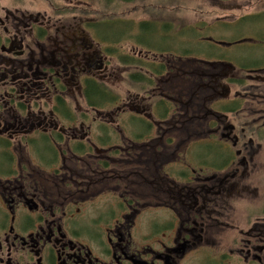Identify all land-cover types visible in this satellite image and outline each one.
Returning <instances> with one entry per match:
<instances>
[{
  "label": "flooded vegetation",
  "instance_id": "flooded-vegetation-1",
  "mask_svg": "<svg viewBox=\"0 0 264 264\" xmlns=\"http://www.w3.org/2000/svg\"><path fill=\"white\" fill-rule=\"evenodd\" d=\"M32 1L0 0V264H264V172L210 166L164 172L160 161L164 127L205 129L202 138L188 141V154L196 141L215 143L219 136L255 155L261 143L254 147L252 138L245 143L242 136L245 128L260 134L264 119L233 124L228 115L239 110L244 96L260 98L264 90L231 95L205 69L198 73L203 82L180 99L175 73L194 70L179 66L168 72L163 61L149 69L139 53L140 64L127 65L133 68L128 75L139 71L144 94L125 105L115 99L88 105V86H107L117 55L86 17L47 15V0L42 11ZM68 17L72 22L63 24ZM248 72L264 74V63ZM222 75L234 84L236 73ZM125 106L146 132L134 131L127 121L125 130L137 140H120L149 151L157 159L154 172L91 167L92 160L105 167L118 152L115 118L127 112ZM68 161L86 167L72 168ZM240 164L247 169L245 156ZM253 176L257 184L251 185ZM247 194L254 200L242 204Z\"/></svg>",
  "mask_w": 264,
  "mask_h": 264
},
{
  "label": "rangeland",
  "instance_id": "rangeland-1",
  "mask_svg": "<svg viewBox=\"0 0 264 264\" xmlns=\"http://www.w3.org/2000/svg\"><path fill=\"white\" fill-rule=\"evenodd\" d=\"M31 3H33L35 11H42L44 8L42 0H33ZM82 6L89 8V13L95 11L93 17L88 15V18H86L89 21L94 20L96 22L105 15H103L105 8L98 0H47V15H76L75 9L80 8L79 10H83ZM64 9H70L71 11H65ZM108 11L122 18V20L128 21L126 22L127 25L138 26L140 22H152L150 25L145 26V31L141 36L142 46L132 37H128L111 46L113 49H117L116 52L127 55L131 62L135 59L138 60L139 53H141V55L147 57L149 69H151L149 67L151 62L163 61L170 67L168 72L179 66L188 68L190 71L194 70L192 74L196 75L198 79L193 78L190 80L187 79L186 74H182L184 75L182 76L180 73H175L174 92L179 94L180 99L192 87L188 85V81L197 84L203 82L198 73L205 71V69L206 72L212 74L213 81L217 79L219 90L222 89V86H224L223 88H229L231 95L234 90L248 88H261L264 90V83L260 82L257 77V75H261L259 78H262L264 74L250 73L246 68H243V71L240 68L243 64L244 67H247L248 65L258 66L264 63V0H117L113 1ZM55 12H61V14H55ZM113 19L103 18L102 21L116 25L118 22L116 18ZM71 22L70 17L62 19L63 24H70ZM223 24L229 25L224 26ZM116 31L117 26L114 27L112 38L114 40L117 39ZM182 54L189 55L183 57L194 59L178 58L182 57ZM195 59L219 63L226 61L236 69L228 67L223 69L220 64H214L210 67L201 64L196 65L197 61ZM111 61L109 69L111 68L114 71L111 72L112 78L105 81L107 84L105 87L110 91V95L115 96L117 104L125 105L129 99L141 97L144 92L140 88L139 80H133L128 75L129 70L133 68L128 67L127 64H122L117 58ZM201 63L203 64V62ZM171 64L173 65L171 66ZM217 71L220 76L214 77L213 74ZM232 71L236 73V83L227 84L221 80L223 73L231 75L234 74ZM251 95L244 96L245 102L241 107H237L239 110L233 115H228V120L231 123L236 124L239 122L241 124L242 122H254V120L260 118H262L261 120L264 119V92L262 91L260 98L259 95L255 98ZM109 102H113L111 96L107 98L104 105ZM78 105L81 109H86L83 100L79 99ZM128 109L125 106V111ZM130 115L128 111L125 114L116 113V123L120 124L116 127L118 134L115 148L118 152L112 156V160L107 161L105 167L101 164L99 166L97 161L89 160L92 163L91 167L114 168L115 172H139L140 170L141 172H154L157 167V159L152 158L149 151H143L139 145L133 146L127 141L120 140V136L127 140H137L134 132L125 130V127L128 129V124L135 128L134 131L146 132L141 127L138 128L140 118H131ZM259 124V122L256 123V125ZM166 130L170 129L166 127L162 129L165 149L160 159V161H163L162 169L164 172L187 171L191 168L197 170L199 167L203 169L205 166L207 168L210 166L221 172H252L255 175L258 172H264V135L260 136L257 129H253V133L250 128H245L244 136H242V141L245 143L248 138H252L254 147H256L255 144L258 141L261 143V148L258 151L250 146L249 149L257 151L255 155L253 154L254 156L252 155L253 158L251 153L254 152H248L243 144L230 147V143L220 142L219 136L213 139L215 143L203 140L196 141L192 152L188 154V141H195L197 138L190 137L187 139L188 137H185L182 133L170 134ZM201 130L204 131L205 129ZM237 131L239 129L235 130V132ZM167 138H170L171 141L167 142ZM110 150L113 151L114 148L111 147ZM144 152L148 154L145 155ZM242 156H245L248 163L246 170H242L243 166L240 164ZM67 164L72 168L86 167L82 162L76 161H68ZM248 181L251 185L257 184L255 176L250 177ZM253 200V197L247 194L244 196L242 204L253 202Z\"/></svg>",
  "mask_w": 264,
  "mask_h": 264
},
{
  "label": "trees",
  "instance_id": "trees-1",
  "mask_svg": "<svg viewBox=\"0 0 264 264\" xmlns=\"http://www.w3.org/2000/svg\"><path fill=\"white\" fill-rule=\"evenodd\" d=\"M90 1H93V0H90ZM98 1L101 3L102 7L105 8L103 10V15L104 14L105 15L104 16L102 15L103 17L101 19H99L98 21H96V22L94 20L89 21L88 25L91 26V27L93 26V27L97 28L96 29L97 30L96 34H97L98 38L100 39V41L105 42V43H107V44L112 46V45H116V43H119L124 38L132 37V39H134L139 45L142 46L143 42H142L141 36H142L143 32L145 31V26L150 25L152 22H140L138 24V26L127 25L126 22H128V21H124V20H122V18L117 17L114 13H110L108 11V8H109V6L111 4H113V1H117V0H98ZM119 1H123V0H119ZM81 8H83V10H79L80 8L79 9H75L76 15H80V16H83V17H86V18H88V15H91L92 17L95 15V11H93V13H89V10H88L89 8H86L85 6H82ZM64 10L65 11H71L70 9H64ZM63 13H65V12L63 11ZM55 14H61V12H55ZM103 18H105V19H111V18L115 19L116 18L118 23L116 25H112V23H108L107 21H102ZM241 20H243V19H241ZM223 25L227 26L229 24H223ZM115 26H117V31L115 32V34L117 36L116 40L112 39L113 38V34H114V27ZM125 33H126V35L124 36ZM109 51L111 53H115L117 55V59H119L122 64L137 65V66L140 64V60L135 59V60H133V62H131L130 59H128L129 57L127 55L119 54L118 52H116L117 49H113L112 47H110ZM183 56H189V55L182 54V57ZM195 60L197 61L195 63L196 65L201 64V65H207L208 67H210V66H214V64H219V62H212V63H209V64H205V63H208V62H205V61H202V60H199V59L198 60L195 59ZM232 60L234 61V59H232ZM232 60H229V61H232ZM201 62H203V64ZM243 65L240 66L241 70L243 68H246V70H251L254 67H257L256 65H252V66L248 65L247 67H244ZM179 73H180V75L183 74L181 71ZM182 76H184V75H182ZM186 77H187V79H190V80L193 79V78L198 79L197 76L193 75V74L188 75L186 73ZM132 79L133 80H137V81L140 79L139 71H137V72L132 74ZM235 81H237V80H233V82H235ZM239 83H241V82H239ZM188 85L192 86V87L190 89H188V91H186L184 95H191L192 94V90H196L197 86H198L197 83L190 82V81H188ZM107 90L108 89L104 85H100L99 87H93L90 84L88 86V88H87L88 92L85 93V101H86V103L88 105L98 104L99 106L102 103L105 104V101H107V98H109V96H106L107 93L104 94L101 91H107ZM195 93H197V91ZM197 95H198V93H197ZM98 97L100 98L99 102H97V98ZM196 97H198V96H196ZM111 98L113 100L115 99V97H113V96H111ZM194 100H196V99H194ZM195 108H196V106L195 107L194 106L190 107V109H192V110H194ZM235 109H236V107H235ZM166 131H167V133L169 132L170 134L177 133V132H179L180 134L182 133L185 137L186 136L188 137L187 139H189L190 137L199 139V138H202L204 133H205V130L203 131L200 128H187V127L186 128H179V129H170V130H166ZM250 131L254 133L253 129H251V128H250ZM261 131L262 132L260 133V136H262V134L264 135V130H261ZM167 139H166L167 142L171 141L170 138H167ZM197 139H195V140H197ZM106 165H107V163L105 164V166Z\"/></svg>",
  "mask_w": 264,
  "mask_h": 264
}]
</instances>
